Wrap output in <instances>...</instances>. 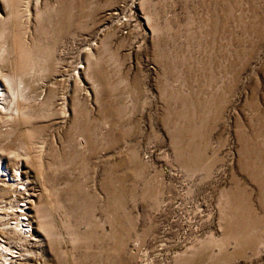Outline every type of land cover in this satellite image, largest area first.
I'll use <instances>...</instances> for the list:
<instances>
[{"label":"rangeland","instance_id":"1","mask_svg":"<svg viewBox=\"0 0 264 264\" xmlns=\"http://www.w3.org/2000/svg\"><path fill=\"white\" fill-rule=\"evenodd\" d=\"M0 18V264H264V0Z\"/></svg>","mask_w":264,"mask_h":264},{"label":"bare ground","instance_id":"2","mask_svg":"<svg viewBox=\"0 0 264 264\" xmlns=\"http://www.w3.org/2000/svg\"><path fill=\"white\" fill-rule=\"evenodd\" d=\"M1 18H0V22H1ZM21 68H23V71H27L28 69H29V67H28V63L25 61L24 63L23 62H21ZM15 81V80H14ZM14 81L12 80V79H10V78H7V82H8V87H9V84H10V89H11V91L13 92L14 91V89L16 88V86H15V83H14ZM19 88V87H18ZM12 94V93H11ZM10 95V94H9ZM13 95L14 96H16V94H15V92H13ZM7 97H8V95H7V93H5L4 92V89H3V84H2V80L0 79V108H3L4 107V103H6V99H7ZM11 97H12V95H11ZM14 99V98H13ZM8 102H10V100H8ZM7 102V103H8ZM13 102H14V100H13ZM9 104V103H8ZM6 106V105H5ZM16 173H17V176L19 175V176H22V174H21V172H15V177H17L16 176ZM10 175V174H9ZM5 177V178H9L8 177V170L6 169V167L3 165V163H0V177ZM7 176V177H6ZM12 180H13V178H12ZM26 207H28V206H26ZM22 211H23V209H22ZM24 219V218H23ZM28 222V221H27ZM30 223V222H29ZM23 224V223H22ZM27 226H28V224H27ZM8 251V250H7ZM11 251V250H10ZM0 255H4L3 254V252L2 251H0ZM18 256V255H17ZM13 258V257H12ZM18 259V258H17ZM15 260H16V258H15ZM16 263V262H15ZM14 263V264H15ZM17 263H18V261H17Z\"/></svg>","mask_w":264,"mask_h":264}]
</instances>
